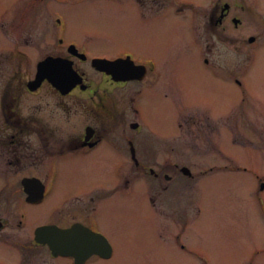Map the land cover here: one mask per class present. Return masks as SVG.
Returning a JSON list of instances; mask_svg holds the SVG:
<instances>
[{
	"label": "rangeland",
	"instance_id": "374dc122",
	"mask_svg": "<svg viewBox=\"0 0 264 264\" xmlns=\"http://www.w3.org/2000/svg\"><path fill=\"white\" fill-rule=\"evenodd\" d=\"M191 1L196 4L193 8H203L210 0ZM254 5L258 13L238 16L242 26L237 30L227 23L229 36L241 40L233 44L216 42L212 52L205 55L224 66L218 70L202 61L201 45H206L210 34L200 26L201 18L194 20L193 31L188 19L176 13L143 18L131 0H48L44 4L0 0V25L32 28L26 45L24 37H17L23 45L18 48L24 53L21 61L18 56L12 58V43L0 32V41L5 40L0 43L1 87L19 70L24 79L32 72L34 63L48 51L44 48L47 32L34 27L49 23L48 17L42 18L43 9L59 11L67 24L66 38L83 43L90 55L109 57L128 49L156 62L159 78L138 89L142 91L139 106L146 125L141 157L172 156L174 152H169L175 151L172 161L188 166L193 173L214 167L212 173L194 179L178 175L172 168L168 171L172 183L155 181L144 171L140 176H130L132 181L142 179L126 189L120 187L117 167H127V163L117 161L116 154L106 147L91 154L89 166L82 173L72 163L60 177L61 188L51 202L61 207L69 194L92 191L82 199L81 211H95L98 227L114 249L111 260L93 258L88 264H264V191L260 183L264 181V0H256ZM249 36L257 38L256 44L248 43ZM91 77L99 81L97 75ZM96 87L100 88L97 97H101L104 87L98 83ZM80 95L82 102L90 99L88 93ZM35 98L25 99L23 107L52 102L42 100V95ZM109 105L124 107L120 97L114 106ZM185 107L224 116L220 128L224 142L221 144L216 135L211 139L213 134L209 137L208 131L199 130L195 123L187 128L180 118L177 142L169 144V135L175 132V110L182 108L185 115ZM190 114L196 120L203 118L195 110ZM219 147L221 155L216 152ZM157 161L145 163L162 168L165 160ZM61 164L65 166L66 162ZM9 196L30 215V221L52 215L47 204L27 205L17 187ZM154 198L155 207L151 201ZM10 242L6 241L8 247L0 246L2 264H72L33 246L31 238L12 241L14 249Z\"/></svg>",
	"mask_w": 264,
	"mask_h": 264
},
{
	"label": "flooded vegetation",
	"instance_id": "af4514ba",
	"mask_svg": "<svg viewBox=\"0 0 264 264\" xmlns=\"http://www.w3.org/2000/svg\"><path fill=\"white\" fill-rule=\"evenodd\" d=\"M35 1L44 4L48 0ZM235 1L236 3H232L231 0H210L203 8H193V5L196 6V4L191 0H131V3L135 11L143 18L176 13L181 18L189 20L186 21L193 31L194 20L201 18L202 24H198L204 28L206 33L210 34L206 45H201L202 61L206 66L221 70L224 66H221L219 62L210 61L209 57L205 55L212 52L216 42L233 44L241 40L229 36L227 23L232 24L237 30L242 26V19L238 16L255 15L256 11L258 13V8L254 5L256 0H239L240 3ZM49 9L42 10V18L44 19V15L46 18L48 17L49 23L34 27L35 29L41 27L43 29L38 31L47 32L44 48L47 47L48 51L44 52L34 63L32 72L27 75L26 79L22 78L19 70L1 87L0 78V246L8 247L10 245L6 241H11V249H14L12 241L19 237L31 238L33 246L47 249L52 258L59 259L58 261L69 259L72 264H75L73 258L54 256L47 245L35 241L36 230L41 227L55 226L61 230H68L75 225H81L89 231L101 234L109 242L104 232L98 227L95 211H81L82 199L92 191L84 194H69L63 201L64 206L61 207L53 205L51 202L60 189V177L66 173L72 163L78 166L79 173H82L89 166L87 159L91 154L106 147L116 154V156L113 155L117 161L127 163V167L124 165L117 167V174L121 177L120 187L124 186L126 189L132 188L131 186L136 180L142 179H133L134 181H132L130 176H140L144 171L155 181L164 179L168 183H172L171 177L168 175V171L172 168L178 171V175L194 179L212 173L214 167L193 173L188 166H179L172 161L176 157L175 151L169 152V154L174 152L172 156L141 157L142 150L146 146L143 135L146 125L139 106V96L142 91L138 89L142 88V85L154 83L159 78L160 72L156 62L150 57H138L128 49L119 50L109 57L104 54L90 55L83 43L66 38L67 24L61 12ZM0 28H2L0 32L3 33L6 40L12 43L10 47L13 48V51L15 50L12 58L18 56L21 61L24 53L18 48L23 45L17 37L19 35L24 37L22 41L26 45L32 28H16L12 24L9 26L1 24ZM49 28L51 34H49ZM213 38H217V40L215 41ZM256 40L257 38L253 36H249L247 39L251 45L256 44ZM3 42L5 40L0 41V43ZM46 59L59 60L55 69L65 70L64 66H60V62L70 66L79 82H73L75 84L69 86L71 88H61L60 83L65 81V77L63 74L60 76L59 73L58 79H61L59 87H56L53 81L48 78L39 82L35 81L37 66ZM94 60L110 62L121 60L122 66L116 69L112 67V72L107 73L95 68ZM127 66H131V68H127ZM92 74L97 75L99 81L91 77ZM96 83L104 87H102L101 97H97L100 88H93ZM131 84L138 85L136 88H130ZM84 93H88L90 99L82 102L80 94ZM40 95L43 97L42 100L52 102L47 103L46 101L44 105L39 103L42 106L23 107L22 102L25 99H36L35 97ZM93 96L97 97L99 102ZM119 97L122 99L124 107H121L122 109L110 107L109 103L114 106ZM185 108V115L182 108L175 110L174 124H172V127H175V132L169 135L167 141L169 144L177 142L178 127L182 128V123H179L180 118L185 121L187 128L194 127L195 123L199 130L206 129L208 131L206 134L209 137L210 134H213L211 139L216 135L220 138L221 144L224 142V135H221L220 132L224 116H216L213 111L208 109ZM188 110L190 113L193 110L197 111L203 118L196 120L194 115L188 113ZM253 130L256 134L258 133L256 128ZM65 131H68V135H65ZM118 131L120 134H117ZM216 152L221 155V148H217ZM150 159L154 161L164 159L165 162L162 168H157L145 163ZM61 162H66L65 166H62ZM155 164H158V161ZM132 165L131 170L130 166ZM243 170L246 171L242 168ZM187 171L188 173H186ZM260 183L261 191H264V181L261 180ZM156 185H161V183L156 182ZM15 187L23 195L27 205L43 207L47 204V209L52 214L51 217L46 220L37 217L30 221V215L22 211L9 196L10 190ZM166 188L167 186L164 187V189ZM151 201L155 207L156 199H151ZM109 244L111 245L110 242ZM33 246L30 249H33ZM113 252L112 247L110 257L113 256ZM110 257L101 258L92 255L86 263L88 264L93 258L109 261ZM1 261L4 260H0V264L3 263Z\"/></svg>",
	"mask_w": 264,
	"mask_h": 264
},
{
	"label": "water",
	"instance_id": "95a60500",
	"mask_svg": "<svg viewBox=\"0 0 264 264\" xmlns=\"http://www.w3.org/2000/svg\"><path fill=\"white\" fill-rule=\"evenodd\" d=\"M58 61L59 60L46 59L39 63L35 81L39 82L44 78H48L53 81L56 87H59L61 79H58V73L61 76L62 70L55 69L56 65H58ZM60 66L63 67L61 64ZM93 66L100 71L110 73L114 66L115 69L118 67L121 68L122 62L121 60L116 62L94 60ZM64 68L65 73H67L69 69V73L73 72L70 67L68 69V66ZM72 84L74 85L75 83L70 80L66 82L65 80L60 83V87L71 88L69 86H72ZM186 173H188V171ZM35 241L47 245L54 256L72 257L75 264H81L83 260L91 255L108 258L112 253V247L102 235L93 233L81 225H75L68 230H61L55 226L41 227L36 230Z\"/></svg>",
	"mask_w": 264,
	"mask_h": 264
},
{
	"label": "bare ground",
	"instance_id": "6f19581e",
	"mask_svg": "<svg viewBox=\"0 0 264 264\" xmlns=\"http://www.w3.org/2000/svg\"><path fill=\"white\" fill-rule=\"evenodd\" d=\"M60 64L61 65H63L64 67H67V65L65 64V63H63V62H60ZM68 67H70V66H68ZM115 67V66H114ZM127 68H131V66H127ZM70 72V69L67 71V73H65L63 70L61 71V74H63L64 75V77H65V80H66V82L68 81V80H70L71 82H76L77 80H78V77L73 73V72H71V73H69ZM70 74V75H69ZM55 183V182H54ZM60 188H61V185H60ZM46 199H47V197H46ZM45 199V200H46ZM44 200V201H45ZM44 203V202H43ZM42 203V204H43ZM114 253V252H113ZM92 257V255L91 256H88L85 260H83V262L81 263V264H87L86 263V261L87 260H89L90 258ZM112 257L113 256H111L108 260H110V259H112ZM102 258V257H101Z\"/></svg>",
	"mask_w": 264,
	"mask_h": 264
}]
</instances>
